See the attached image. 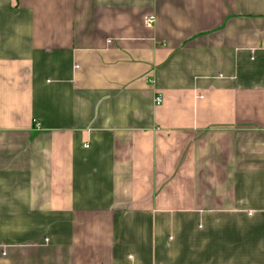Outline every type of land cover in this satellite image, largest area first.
<instances>
[{
    "label": "crops",
    "instance_id": "1",
    "mask_svg": "<svg viewBox=\"0 0 264 264\" xmlns=\"http://www.w3.org/2000/svg\"><path fill=\"white\" fill-rule=\"evenodd\" d=\"M0 264H264V0H0Z\"/></svg>",
    "mask_w": 264,
    "mask_h": 264
},
{
    "label": "built area",
    "instance_id": "2",
    "mask_svg": "<svg viewBox=\"0 0 264 264\" xmlns=\"http://www.w3.org/2000/svg\"><path fill=\"white\" fill-rule=\"evenodd\" d=\"M147 22H148V23H151V22H152V19L149 18V19L147 20ZM155 101H156L157 104H161V103H162V96H161V94H159V95L156 96Z\"/></svg>",
    "mask_w": 264,
    "mask_h": 264
}]
</instances>
